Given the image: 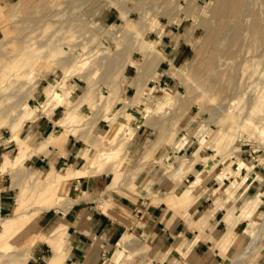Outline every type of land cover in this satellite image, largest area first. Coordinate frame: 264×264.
<instances>
[{"label":"rangeland","instance_id":"obj_1","mask_svg":"<svg viewBox=\"0 0 264 264\" xmlns=\"http://www.w3.org/2000/svg\"><path fill=\"white\" fill-rule=\"evenodd\" d=\"M65 1L66 2H64V0H60L59 5H54L49 8H46L42 6L44 4L43 2L41 4L40 2L35 0H24L21 2L20 0H0V18L2 17V19H0V53H2L4 56L7 57L10 54H13L14 51H7L12 45L10 38H13V36H21L22 33H25L23 32L24 30L27 31V28H24V23L20 20L24 17L27 12H30L32 10H34V13L37 16L39 14L40 17H42L50 10L61 8L60 10H62V13L60 12L59 15L53 16V24L48 28L49 31L51 32L53 29H56L60 25V23L63 22L64 25L61 26H63L64 28L60 31V33H57L55 31V34L57 36H60L61 34L63 35L67 33V30L69 32H74V35H76L77 37L74 41H76L77 44H81V46L78 48V51L76 50L74 54L68 48L65 52L58 53V58H54L52 62H49L46 65L44 63L41 64L40 67L34 73H32L35 77L30 74L28 75V77L25 76V78H22L23 80H14L13 78H15V76L12 75L13 70L10 71L9 77H0V173L2 175H6L4 179H2V181L0 182V185H4L6 186V188L10 189V191L8 192L10 197L7 199L5 206L0 205V220L11 213V210L15 203V199L20 191V186L22 183L28 182L29 184H32L34 181H36V177H39V181H41L42 183L40 186H42L43 184L50 182V180H55V174H49L48 172H46L47 168H41V172L37 170H32L29 167V159L34 154H46V152L50 149L52 150L50 159L53 161L54 159L60 157V155H62L63 153L65 154V156H69V154L71 153L70 155L72 156L70 157L74 158V161L65 160L66 163L64 165L60 164L56 167L58 170L64 169L66 165H72L73 168H82L86 165V161L84 160L83 155L88 153L90 154L91 152H93V148L89 146V143L85 140L86 134L88 133H83L84 130L79 129L78 131L81 132V135L77 136V134L73 132L72 127L74 126H72L71 123H59V120L61 119L60 117H62L64 114V107L59 106L58 102L52 99V96H43V93L49 86L57 87L59 83L58 81L62 79L63 70L70 69L71 65L75 63L74 61L76 59H88L90 61L86 66L87 69L92 68L94 63L97 64V61L98 64H100L99 70L96 71V74L92 75L90 81L88 80L93 89L92 94L94 97V102L92 106H90L87 102L83 105H80L78 110L75 111L76 115L81 117L82 122H85V120L87 119V121L92 120V122L96 120L94 124L97 125H94L95 127H93L92 129V135L94 136V138L97 137L98 134H102L106 129H108V114L112 113V115L114 116L118 115L120 120L128 122L127 126H123L122 130H126L125 135L129 136L130 139L126 144L124 153L122 154L121 159L119 160V165L117 166V168H124L125 174L123 175V179L124 177H126V180H122V182L124 181L123 183L119 181L120 185L114 187L116 189L109 188V184L113 179V171L111 170L107 172V189L117 190L119 187L127 189L124 186L125 181L132 177V174L133 176L134 174H136L137 178L135 181L138 185L137 190L139 189L138 191H140L141 188H143V183L140 179L143 172L146 171L147 166L153 163L160 164L161 166H163V171L168 176L169 172L175 170L177 167L180 166L182 160L190 159L192 157L190 155V152H192L194 147L196 146L197 139L203 140L204 145L203 148L200 150L202 154H200L201 159L198 157V155L195 154V160L190 162L189 168H185V170L190 171L191 167L196 162H200V167L194 173L195 176H193L192 178L188 177V181H185L184 177L181 178L180 174L177 180H173L175 184L172 189L168 190V188H165L164 195L160 196L153 193L147 196L150 199L155 196V198L153 197V199L155 200H151L153 204H157L156 202L158 201H164L166 205L168 204L167 206L178 210L179 208L170 206L174 204L173 201H170V196L173 195L171 192L175 191L176 193H180L185 189L189 190L190 200L185 204L186 206L191 202V199L193 198L192 193L198 188V186L201 185V183L205 180V178H207V176H212V178H216V180L221 185L220 190L218 189L216 191H218V193L219 191H225L228 194L227 199H230L237 191H239L238 185H240V180L242 177L241 185L248 181V183L252 184L251 186L249 184V186L254 188L255 191L248 189L249 195L248 197H243V199L238 202V206L241 205L243 202L244 203L237 208L238 210L236 211V213H233V210H235L233 206L231 209L227 210V214L225 215V218L228 217V219L234 223V225L232 226L231 233L234 230L236 222L240 221L241 219H245L247 221L244 226L239 230V241H241V243L239 245H235L230 250V255L228 254V256H226L228 257L226 264H264V229H262V232L256 240V243L252 245V247L249 248L247 251L241 253L245 242L249 241L250 238V235L243 233V229H245L249 224H251L252 227L255 229L260 225L261 222L264 221V133L260 134L258 133V131L252 134L251 132H249L248 128L245 129L246 131L239 130L238 137H236L235 140L232 142L231 150L229 151L228 149L226 150V153L218 154L214 149L211 148L210 145L208 146L207 144V142L213 138L216 130L218 129V109H214L213 111H210L207 114H202V116H200L201 119L199 118L198 122L189 125L187 128H185L187 121L190 119H194L199 110L198 106L193 105L192 103H186L188 105H186L187 108L181 109L180 112L178 110L175 112V110L173 111V109L168 112L167 109L163 113L160 112V114H155L151 117L147 116V112L151 111V109L155 105V100L158 98L162 91L167 93H173L177 91L180 93V95L182 94L181 96H183L184 94L183 85L174 75L177 70L183 72L188 71L187 62L191 59V56L193 55L191 42L186 43L183 39L184 32L191 27L190 20H186L183 17H180L178 18L177 22H169L168 18L164 14H160L159 11H156L157 13H153L152 16H148L147 14L141 13L140 11H135V9L132 8L133 2L135 0ZM60 5L63 7H61ZM122 5H124L125 9L120 8V6ZM161 5L164 6L166 4L163 3ZM5 14L7 15L5 16ZM77 14L80 16H78ZM3 17H6V19H3ZM69 17H72L74 19L80 17L81 18L80 21L76 22V20ZM66 19L68 20L65 21ZM18 25L20 29L23 27L21 32L20 30L17 31V29H19ZM158 26L160 27V32H156L154 28ZM12 28H14L15 30H8ZM48 29L47 31H44V28H41L38 29V31L36 30L34 32L26 34L27 36L22 34L23 36H25L23 39L28 40L29 37H33L36 39L42 38V36H44L45 34L50 33L48 32ZM200 33L201 30L198 29L195 33L194 40H197V37ZM136 34L138 37L140 35L147 34V38L149 39V41L151 43L153 42L154 44H156L157 50L162 52L163 56H165V59H163V61L161 59L157 60V62L156 59L155 61H153L154 64L157 63V66L156 64L154 65V67L150 66L149 72L152 73H150L151 75L149 76V78L140 77V80L136 77V71L142 59V55L140 51L136 48ZM40 40L42 39H39V42ZM44 48L45 47H43V50H45ZM18 51L19 49H15V53H18ZM45 52L47 54V50H45ZM67 55L71 56L72 58L65 60V57ZM112 55L114 56L112 57ZM122 56L124 58H122ZM3 61H5V59H3ZM90 62H93L91 63L92 66L90 65ZM230 63L228 64L229 69L228 66V70L226 69L228 73H226L228 74V76H233L234 79H238L240 76V72L242 71L243 63L239 60H236L234 63L232 62L231 65ZM117 64H125L126 68H124L122 75L115 77L116 75H114L113 72H115V69L118 67H116ZM237 65L239 67H237ZM262 67L264 68V65H262ZM109 68H111V71H109L108 73L107 69ZM79 75H81L79 72L72 71L68 76L67 86L68 90H71L69 95L72 99H76L78 95H82L83 93H85V91H87L86 86L88 84V81L81 76L79 77ZM135 77L140 81L138 82L141 84V86L143 88L145 87L143 90L144 93L139 97L137 101V105L141 109L137 111L136 107H128L127 110H125L126 104H129L130 98L136 92V88L131 84V81L133 82L136 79ZM257 77L258 81H255V83L257 82V84L254 83L255 85L253 84V87L250 86L247 89L248 93L250 92V94L252 92H255V90L264 93V75L258 74L256 78ZM256 78L254 79L256 80ZM107 82L108 84H106ZM114 82L116 84H114ZM188 83L190 84V79ZM109 84H111V87L109 86ZM116 85H119L120 87L117 93V90L115 89ZM208 100L209 99L206 98L205 101ZM44 102H46L45 105H43ZM207 103L210 106L215 105L209 102ZM24 104H28L33 109L34 115L31 118L26 119L23 123H20L15 128H11L12 126L10 123H12L14 119H17V114L19 113L22 108V105ZM73 104L74 102L71 105ZM105 104H109L107 112H104L106 111V108L104 107L106 106ZM113 109L114 111L112 112ZM119 111L122 114H118ZM181 111L183 113H181ZM244 114L245 111L242 113V116H240V119L241 117H245ZM176 117L178 118L179 123L174 129H172ZM47 121H49V128H47L43 132L41 137L34 139L32 136L29 135V131L27 130L28 125L38 122V124H40L39 126L42 127L45 123H47ZM160 121H166L167 125L165 124V126L168 129V136H166L165 140L161 138L160 143H157L156 145V147L158 146L157 149H155L152 154H149L147 157L144 158L142 155L146 152V149H150V147L152 148L154 141H157L159 136H161V132H159ZM62 132H65L64 137L61 136ZM15 134H18L19 138L29 147L30 145L39 143L42 139L45 140L50 137H55L56 143H52V146L49 145L43 152L42 150H32V152L30 153L27 152V154L23 156L22 160H20L18 164L7 165V167L4 168V165L3 167L1 166L2 154L8 152L6 155L8 157H11L17 150V145L14 142L9 141ZM69 138L71 139V142H74V140H76L74 148L75 152L69 151ZM171 138L172 140L169 142V139ZM185 139L186 142H184ZM64 142L65 144L63 150L61 151L59 146L62 145V143ZM180 142H184V144L183 146H180L178 150H176L175 154L177 157L173 161L167 162L164 165L167 155L171 152V150H175V147ZM98 147L100 148V145ZM99 148L97 152L98 154L96 153V159H101L105 157L107 152L110 150L111 146L103 147V150ZM99 152L101 153V155ZM228 154L230 156H228ZM242 161L245 163V165ZM239 166L242 167L240 168V170H238ZM204 171H206V177L200 180L194 188H188L190 187V185L193 184L192 181H195L199 178V173H201L200 176H203ZM31 174L33 177H30ZM19 175H22V179L20 181L18 180ZM218 176L220 178H218ZM18 181L19 183L18 185H16ZM70 181L64 182L63 187L60 190V193L63 195L62 199L64 198V202H62V204H60L59 206H55L56 208L54 207L49 210L38 211L36 216L29 222V224H27L26 229L22 231L18 236H15L12 240H10L16 245L22 244L19 252H23L29 246L34 247L36 243L43 241L40 239H28L31 235L37 234L32 231H34L33 227L35 226V223L38 222V220L47 221L48 217L50 218V216H52L54 212H57L59 208L67 209V207H69V205H71L75 201V199L67 195ZM258 194L261 195L259 196L261 201L257 211L254 214V218L252 220L242 217L239 218V216L241 215V207L249 200V198L253 197L254 195L258 196ZM27 204L31 205V201H28ZM177 204L181 205L180 202H177ZM248 204H252L254 207H257V200H251V202H249ZM203 208L207 209L208 207H206L205 205ZM212 212L213 210H210L209 213H201L202 217L200 219V222L196 223V227L202 228L208 225L209 217ZM26 213L30 215L31 212L30 210H28L26 211ZM40 232L44 231H39L38 233ZM226 232L227 228L224 232L219 235L216 244L218 247L225 246V243L227 242L228 238H226L225 240H222V238ZM130 237L131 239L130 241H128V243H130L133 249L137 250V253L133 252L132 250H128L127 257L116 262L119 264H123L131 261V264H146L147 258H144L143 254L139 253L141 251V245H137L138 237L132 234ZM15 241H18V244L15 243ZM60 241H62V236ZM49 246L52 251L46 252V258H44L45 262H42V264H46L48 257H50L54 252L52 246L50 244ZM148 246L150 249V245ZM18 253H16L15 256H3L2 258H0V263L6 262L9 259H15L19 256ZM138 256L144 258L143 262L137 260L136 257Z\"/></svg>","mask_w":264,"mask_h":264},{"label":"bare ground","instance_id":"obj_2","mask_svg":"<svg viewBox=\"0 0 264 264\" xmlns=\"http://www.w3.org/2000/svg\"><path fill=\"white\" fill-rule=\"evenodd\" d=\"M21 1L24 0H20V2ZM35 1H38L41 4L43 2L44 4L42 6L46 8H49L54 5L57 6L60 3V0ZM64 2L66 1L64 0ZM163 3H165L166 5H161ZM120 8L125 9L124 5L120 6ZM132 8H134L135 11H140L141 13L147 14L148 16H152L153 13L159 11L160 14L162 13L168 18L169 22H177L178 18L183 17L186 20H190L191 24V27L186 30L183 34L184 41L186 43L191 42L193 52L191 59L187 62L188 71L183 72L177 70L174 75L183 85L184 94L183 96H181L182 94L180 95V93L177 91L173 93H167L162 91L158 98L155 100V105L153 106L151 111L147 112L148 117H151L155 114H160V112L163 113L167 109L168 112L172 109L173 111L175 110V112L177 110L180 112L181 109L187 108V104L192 103L193 105L198 106L199 110L196 114V119L194 118L187 121V124L185 126V128H187L189 125L198 122V119L200 118V116H202V114H207L208 112L213 111L214 109H218L219 113L217 114L219 115V119L217 118V122L219 125L216 123L218 129L216 130L213 138L207 142L208 146L210 145L211 148L214 149L218 154L226 153V150L228 149L229 151L231 150L232 142L235 140L236 137H238L239 130L246 131L245 129L248 128L249 132H251L252 134L258 131V133L260 134L264 133V93L255 90V92H252L250 94V92L248 93L247 91L250 86L253 87L255 84H257V82L255 83V81H258V77L256 78L258 74L264 75V68L262 67V65H264V0H135L133 2ZM60 9L57 8L50 10L42 17H40L39 14L37 16L34 13V10L27 12L24 17L20 20L24 23V28H27V31L24 30L23 32L25 33L22 34L26 35L36 30L38 31V29L41 28H44V31H47V29L53 24V16L59 15L62 11ZM6 15L7 14H5V16ZM80 18L72 19L78 22L80 21ZM0 19H2V17ZM3 19H6V17H3ZM67 20L68 19H66L65 21ZM61 25H64L63 22H61L60 25L56 29H53L51 32L48 29V32L50 33H47L45 34L46 36L44 35L42 36V38H39L42 39L40 40L41 43L39 42V39L33 37H29L28 40H25L23 39L25 36H23L22 34L21 36H13V38H10L12 45L8 50L5 47L4 48L8 52H14L13 54H10L7 57L0 53V77H9L10 71L13 70L12 75L15 76V78L13 79L23 80L22 78H25V76L28 77V75L30 74L33 75L32 73H34L40 67L41 64L44 63L46 65L47 63L52 62L54 58H58V53L65 52L68 48L73 54L76 52V50L78 51V48L81 46V44H77L76 41H74L77 38L76 35H74V32H69L66 29L67 33L63 35L61 34L60 36H57L55 34V31L57 33H60V31L64 28ZM18 28L19 29H17L16 27L17 31L20 30L21 32L23 27L20 29L18 25ZM154 28L156 32H158L160 29L159 26ZM198 29L201 30V33L198 35L197 40H194L195 33ZM8 30L14 31L15 29L12 28ZM43 47H45L44 49L47 50V54L45 50H43ZM136 48L140 51L142 55V59L137 67L136 77L139 78V80L140 77L149 78V76L151 75L150 73H152L149 72L150 66L154 67L155 64L157 66V63L154 64L153 61H155V59L156 62L159 59L163 61V59H165V56H163L162 52L157 50L156 44H154L153 42L151 43L149 41V39L147 38V34L140 35L139 37L137 36ZM15 49H19L18 53H15ZM68 55L65 57V60L72 58ZM113 56L114 55H112V57ZM122 58L124 57L122 56ZM3 59H5V61H3ZM79 59L80 60L76 59L74 61L75 63L71 65L70 69L63 70L62 79L58 81L59 83L57 87H47V89L43 93V96H52V99L56 100L59 106L64 107V114L62 117H60L61 119L59 120V123H71L72 126H74L72 127L73 132L76 133L77 136L81 135V132L78 131L79 129L84 130L83 133H88L86 134L85 140L89 143V146L93 148V152H91L90 154L88 153L83 155L84 160L86 161V165L82 168H73L72 165H66L64 169L58 170L54 167L53 162L49 163L50 168L47 169L46 172H48L49 174H55L54 181L50 180V182H47L40 186L42 184L41 181H39L40 178L36 177V181H34L32 184H29L28 182H24L21 184L20 191L15 199V203L13 205L11 213L0 220V258H2L3 256H15L16 253L20 251V247L22 244L16 245L10 240H12L15 236H18L22 231L26 229L27 224H29V222L36 216L38 211L49 210L51 208H54L55 206H59L60 204H62V202H64V198L62 199L63 195L60 193L64 182H68L75 178H82L90 175L100 174L102 172L107 173L112 170L113 179L109 184V188H114L115 186L120 185L119 181L122 182V180L126 178L124 177L123 179V175L125 174L124 168H117V166L119 165V160L121 159V156L124 153L126 144L130 139L129 136L125 135L126 130H122L123 126H127L128 122L120 120L118 115L114 116L112 115V113H107V119L109 121L108 129H106L102 134H98V136L94 138V136L92 135V129L93 127H95L94 125H97L94 124L96 120L92 122V120L87 121V119L85 120V122H82L81 117L76 115L75 111L78 110L80 105H83L86 102L90 106L93 105V89L89 81L92 75L96 74V71L99 70L100 65L98 64V61L95 60L97 61V64L94 63V65L92 66L91 63H93L94 61L90 62L92 68L87 69L86 66L88 65L90 60H84L81 58ZM236 60H239L243 63L242 71L240 72V76L238 79H234L233 76H228V72L226 71L228 64L231 61L234 63ZM116 67L117 68L115 69V72H113L114 75H116L115 77L122 75L124 68H126L125 64H117ZM237 67L239 66L237 65ZM72 71L79 72L81 74L79 75V77L81 76L87 81L89 80L88 84L86 83L87 91H85V93H83L82 95H78L76 99L71 98V96L69 95L71 90H68L67 86L68 76ZM109 71H111V68L107 69L108 73ZM137 78L135 80L133 79V82L131 81V84L136 88V92L130 98L129 104H126L125 110H127L128 107H136L137 111L141 109L138 107L137 101L139 97L144 93L143 90L145 87L143 88L141 86V84L139 83L140 81ZM254 78H256V80ZM189 79L190 84L188 83ZM106 84H108V82ZM114 84L116 83L114 82ZM109 86L111 87V84H109ZM119 88V85H116V93L119 91ZM206 98L209 100L205 101ZM73 102L75 105H71ZM207 102L215 105L210 106ZM45 104L46 102L43 103V105ZM109 104H105L106 106L104 107L106 108V111L104 112H107ZM113 111L114 109L112 110V112ZM244 111L245 117H241L240 119V116H242V113ZM181 113L183 112L181 111ZM118 114L122 113H120L119 111ZM17 115V119L15 120L13 118L14 121L10 123L12 126L11 128H15L20 123H23L26 119L31 118L34 115V111L28 104H24L22 105V108ZM178 123L179 121L176 117L173 126L171 125L172 129H174L178 125ZM165 124L166 121L159 122V132H161V136H159L157 141H154L152 148L150 147V149H146V152L142 155L144 158L147 157L149 154H152L155 149H157L158 146L156 147V145L157 143H160L161 138L165 140L166 136H168V129ZM61 136L64 137L65 132H62ZM12 140L17 145V150L11 157H8L6 154L3 155L2 158L4 168H6L7 165L18 164V162L22 160L23 156L27 154V152L30 153L32 152V150H42L43 152L49 145L52 146V143L56 141L55 137H50L45 140L42 139L39 143L35 145H30V148L19 138L18 134L13 135ZM171 140L172 138L169 139V142ZM184 142H186V139ZM184 142L178 143V145L175 147V150H171L169 154L167 153L168 155L166 157L164 165L167 162L173 161L177 157L175 154L176 150H178L180 146H183ZM99 145L101 150H103V147L107 146H111V148L107 152L105 157L101 159H96ZM203 145V140L197 139L196 146L194 147L193 151L190 152V155L192 157L190 159L182 160L179 167L168 173V177L172 180H177L180 174L185 170V168H189L190 162L195 160V154L198 155L199 158L201 157L202 154L200 150L203 148ZM228 156L230 155L228 154ZM240 166L239 169L241 168ZM205 172L206 171H204L203 176L199 175V178L196 179L193 184L190 185V187L188 188H194L202 179V177H206ZM136 176V174H134V176L132 174V177L125 181L124 186L128 190L133 191V193L136 192V194H153H146L145 192L138 191L139 189L137 190L138 185L135 181L137 178ZM30 177H33L32 174L30 175ZM241 180L240 185H238V188L242 186ZM171 193L173 195L170 196L171 198L169 197L171 199L170 201H173L175 204H177V202H180V204L182 205L186 203L187 200L190 198V191L186 189L181 191L180 193H176L175 191ZM153 197L155 198V196ZM153 197L151 198V200L153 199ZM28 201H31V205L27 204ZM255 207L252 204L246 205V211H248L249 216L251 215V212H253ZM28 210H30L31 212L30 215L26 213V211ZM262 229H264V221L261 222L260 225L255 229L252 227L251 224L247 225V227L243 229V233L250 235V238L249 241L245 242L241 253L247 251L249 248L252 247V245L256 243V240L260 236ZM131 234L132 233L126 232L125 235L122 237L121 244L117 246L118 251L116 259H119L121 258V256H123L122 254L124 251L121 247L123 244H127L128 241H130ZM62 235L63 228L61 225H58L52 230H50L48 233L40 232L36 235L33 234L28 239H40L49 243L54 249V254L49 258L48 262H46L47 264H58L59 260H61V257L57 255L56 249L59 245ZM32 247L33 246H29L23 252H19V256L15 259H9L6 262H2L0 264H25L31 255L30 253Z\"/></svg>","mask_w":264,"mask_h":264},{"label":"crops","instance_id":"obj_3","mask_svg":"<svg viewBox=\"0 0 264 264\" xmlns=\"http://www.w3.org/2000/svg\"><path fill=\"white\" fill-rule=\"evenodd\" d=\"M39 125L38 122L28 125V133L34 139L41 137L43 132L49 128V121L42 127ZM9 141L14 142L12 138ZM75 142L76 140L74 142L69 140V151L75 152ZM64 144L65 142L59 146L61 151ZM7 153H3L2 157ZM51 154L52 150L50 149L46 154H34L29 159V167L32 170L42 172L41 168L49 169L51 162L56 168L60 164L64 165L65 160L74 161V158L70 157L72 156L71 153L69 156H65L63 153L53 161L50 159ZM200 164V162H196L190 171L184 170L181 173V178L184 177V180L188 181V177L195 176L194 173ZM1 166L3 167V158L1 159ZM146 168L140 179L143 183L140 192L151 193L152 191V193L162 196L165 188L169 190L174 187V181L168 178L163 171V166L153 163ZM238 170H240L239 167ZM5 176L0 173V182ZM107 177L108 174L103 172L72 179L67 195L75 201L65 210L59 208L50 218L48 217L47 221L38 220L35 223L34 231H32L35 233L39 231L48 233L54 227L62 226V241L59 242L56 249L57 255L61 257L58 264L62 262V264H119L116 261L127 257L128 250L137 253V250L133 249L130 243L123 244L121 247L124 251L123 256L116 259L117 246L121 244L122 237L126 232L138 237L137 245H141L139 253L147 258L146 264H226L228 260L226 256L230 255V250L241 243L239 230L247 221L241 219L236 222L231 233L234 223L228 217L225 218V215L227 210L233 206L235 209L233 213H236L237 208L244 203L238 206V202L243 197H248V189L255 191L254 188L250 187L252 184L248 181L230 199H227L228 194L225 191H219V193L216 191L221 188L216 178L207 176L192 193L193 198L188 205L185 206L190 198L182 205L175 203V205H170L179 208L176 210L167 206L168 204L166 205L164 201L153 204L147 195L136 194V192L133 193V191L125 188L119 187L117 190H108ZM218 178L220 177L218 176ZM21 179L22 175H19L18 180ZM0 186V205L5 206L10 197L8 193L10 189L4 185ZM259 196L261 195L258 194V196L254 195L249 198L241 207L239 218L243 217L250 220L254 218L261 201ZM251 200H257V207L249 216L246 205ZM205 205L208 207L207 209L203 208ZM210 210L213 212L209 217V224L202 228L196 227V223L200 222L202 217L201 213H209ZM226 228L229 229H227L228 232L225 233L222 240L226 238L228 240L225 246L218 247L216 244L219 235ZM15 243L18 244V241ZM146 243L150 245V249ZM49 251L52 250L47 242L36 243L26 264H42L45 262L46 252ZM50 257H48L47 262ZM136 258L141 262L144 260L139 256ZM130 262L123 264H131Z\"/></svg>","mask_w":264,"mask_h":264}]
</instances>
